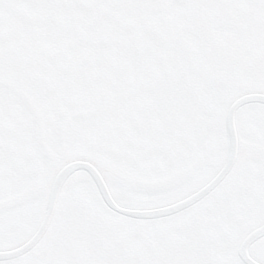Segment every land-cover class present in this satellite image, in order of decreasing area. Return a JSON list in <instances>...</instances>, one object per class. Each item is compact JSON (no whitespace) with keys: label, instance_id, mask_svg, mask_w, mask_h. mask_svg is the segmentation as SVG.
<instances>
[{"label":"rangeland","instance_id":"obj_1","mask_svg":"<svg viewBox=\"0 0 264 264\" xmlns=\"http://www.w3.org/2000/svg\"><path fill=\"white\" fill-rule=\"evenodd\" d=\"M105 10L108 12V9ZM68 13L71 14L69 11ZM68 13L63 11V16H67ZM80 15L74 16L78 23L72 24V33L77 30L81 31L79 28L81 25H85L84 33L86 36L83 40L78 39L73 44L87 42L81 44V46L85 45L84 58L88 66H92L91 78L86 80V83H91L92 89L77 91L73 86L75 75L68 74L64 66L56 63H49L50 67H45V70L49 69L47 77L39 74L38 71H41L42 68H32L21 87L17 72L7 68L9 72L4 73L5 80H3V84L12 87L14 91L7 89V87L0 88V91L7 101L14 99L19 102L22 98L27 102L26 104L29 106L24 104L25 106L16 108L24 109L30 114L27 123L31 124V135L34 139L36 141L38 139L39 142L38 135H47L51 141L50 146L55 151L66 148L70 155L93 156L127 175L136 173L143 175L147 172L161 170L164 164L171 165L173 163L172 161H166L167 159L163 162L162 159L157 165L153 161H137L132 158L131 153L134 151V145L131 144V140L134 136L137 135L142 144L149 145L154 140H159L156 136L158 134L160 140L164 143L162 149H165V151L160 149L154 151L155 153L162 156L170 153L168 157H165L170 159L174 150L173 146L179 150H185L189 146L198 149L201 146L204 149L202 153L207 154V166L202 167L200 177L213 169L210 166V161L213 160L214 142L194 143L189 139V141L184 140L180 144L174 142L173 137L170 140H167L166 137L168 134H184L182 129L184 126L188 127V125L191 126L196 122L194 126L197 127L203 125V121H206L204 117L207 115L208 110L205 109L207 104L213 100L209 98V89L202 88L201 73H197L194 66L189 65L186 72H182L176 66L181 64L179 62H176V65L168 66V68L163 65L160 75L155 77L151 84L150 81L138 80L143 83L142 86H139L144 93L138 106L135 105L115 121H101L98 112L104 106L102 105L104 101L100 100V86L108 82L110 76H115V78L122 76L120 70L124 69L122 68L124 62L122 61L131 58V53L126 48H120L118 44L110 50L112 52L110 56H106L104 52L102 56H99V53L92 49V44H89L93 36H89L91 33L88 32V29L95 31L94 27L89 23L87 24V21L86 23L84 21L80 22ZM92 16L96 20L98 15L93 13ZM171 19L172 22L178 21L174 19V16H171ZM145 23L148 27L149 24L154 26L157 41L161 42L165 39V36L166 39L170 38L163 26L169 23V19L164 22L160 20L159 16L150 13L149 16L146 14ZM131 27L132 24L123 19L122 31L123 34H126L124 36L129 39L133 34ZM161 45L163 46V43ZM102 47L106 48V44H103ZM168 48H174L175 51L176 41L174 45L171 43L162 47L163 51ZM162 55V58H171L170 53L163 52ZM188 57L187 62L195 63L191 58L192 56ZM124 77L118 84L120 88H123V92H126V87L128 88L132 82L127 75ZM135 87L137 88V85ZM72 95H74V98H72ZM210 97L213 96L210 94ZM159 99H161V103L165 104L164 107L170 110L168 113L171 117L182 126L176 124V126H173L176 128L175 131L166 130L162 132L159 129L164 126L165 122L160 120L150 125L145 123L141 128H137L132 125L133 123H130V119L146 120V113L149 112V108H146L145 104L158 103ZM30 107L35 111L34 114L28 110ZM83 110L84 115L87 116L86 118L82 116ZM71 119L74 126L70 123ZM238 127L246 142L264 149V116L252 111H245L239 118ZM142 129L146 130V133ZM156 129L159 130L158 133H156ZM160 132L161 134H159ZM141 135H143L142 138ZM176 154H179V151H176ZM50 166L51 162L46 160L45 171L36 184L47 176ZM259 167V164L253 160L245 162L210 201L185 216V221L189 222L193 230L184 234L176 233L174 234V240L171 241L166 240L163 235V232L168 229L167 224L148 227L141 233L135 226H128L124 222L118 223L114 217L105 213L94 191L88 184H77L66 194L53 229L48 239L38 250L39 257L37 259L28 258L26 261L17 264H81L84 260V254L88 251V245L92 259L101 256L103 258L106 256V258L113 257L112 252L114 250L119 251L121 248L127 247L135 251L136 249L138 251L144 249L148 252L149 250L146 249L148 247L144 245L152 244V247L157 250L163 248L165 242V249L160 251L164 255L166 252H171V250L178 251L180 246L184 250V244L187 243V237L190 235L195 238L190 241L188 246L194 251L198 248L197 251L201 252L202 257L196 263L192 261L189 263V257H186L189 264H235L232 261L231 253L233 243L242 228L251 220L252 212L254 210L256 213L259 211L261 196L263 195L264 172L261 171L262 167ZM127 177L131 178L130 176ZM6 180H9V177L6 173L2 174L0 172V183L7 186ZM194 181L192 180L189 184ZM15 182H17L16 178L7 182L11 187V191L14 189L12 185ZM189 184L188 186H190ZM113 188L117 197L127 204L130 200L144 202L152 196L148 192H142L130 186L117 184ZM39 209L36 202H31L21 206H12L5 211L0 210V244L13 242L24 235L37 219ZM201 213L203 216L199 217ZM232 220L242 221L241 224L237 225L235 231L229 229ZM76 230L94 232L101 237V246L106 242V247L101 248L98 243L92 242L86 236L74 234ZM169 232L171 231L169 230ZM107 249L108 251H106ZM130 257V253L115 255L113 260L121 261ZM148 261L146 259L139 262V264H148ZM152 261L155 264H161L158 260ZM173 262L174 260L167 258L165 264ZM96 263L101 264L103 262L100 259ZM183 264H186V262H183Z\"/></svg>","mask_w":264,"mask_h":264},{"label":"flooded vegetation","instance_id":"obj_2","mask_svg":"<svg viewBox=\"0 0 264 264\" xmlns=\"http://www.w3.org/2000/svg\"><path fill=\"white\" fill-rule=\"evenodd\" d=\"M143 1L138 3L143 4ZM161 1L163 10L173 11L174 18H181L180 23L167 24L169 33L178 37L180 58H187V52L193 51L191 58H196L200 69L210 74L217 84V93L230 94L236 83L258 74L263 77L264 0H194L190 12L189 0ZM180 5H185L187 10L180 12ZM153 37V34L148 35V47L153 49H150L149 60L156 72L162 63V51ZM133 61L137 69L138 59L133 58ZM182 68L186 69V63Z\"/></svg>","mask_w":264,"mask_h":264},{"label":"water","instance_id":"obj_3","mask_svg":"<svg viewBox=\"0 0 264 264\" xmlns=\"http://www.w3.org/2000/svg\"><path fill=\"white\" fill-rule=\"evenodd\" d=\"M239 104V105H237ZM237 105V106H236ZM256 105L264 108V94L262 95H251L246 96L245 99H241L236 102L235 105L229 108L226 120L224 123V142L223 150L225 155V162L220 172V175L211 182V185L204 190L198 192V194L190 197L188 200L173 205L171 207H166L158 210H125L117 207L113 202L108 190L106 189L104 179L98 169L89 162H83L80 160H75L68 165L64 166L56 175H54L51 183L48 186L47 191V204L51 205L59 197L65 183L76 175H85L90 183H92L104 204L110 211L115 212L124 218L132 221H137L140 223H150L156 220L163 219L165 216H173L181 213L192 205L196 204L198 201L206 197L212 191H214L232 172V169L236 165L238 159V146L239 141L237 139L236 129H235V118L237 112L244 106ZM40 233L39 236H41ZM264 238V227H261L254 232L250 233L245 239V246H252L255 242ZM25 247H20L13 251L0 252V263H5L9 261L16 260L26 253ZM253 264V263H252Z\"/></svg>","mask_w":264,"mask_h":264},{"label":"bare ground","instance_id":"obj_4","mask_svg":"<svg viewBox=\"0 0 264 264\" xmlns=\"http://www.w3.org/2000/svg\"><path fill=\"white\" fill-rule=\"evenodd\" d=\"M216 162L217 163L220 162V157L219 156H217ZM74 179L75 180H78L79 179V181H84L85 180V177L84 176H78V177H75ZM46 182H47V180H44L40 185L37 186V190H36V193L34 195H36L39 192L40 188L43 187Z\"/></svg>","mask_w":264,"mask_h":264}]
</instances>
